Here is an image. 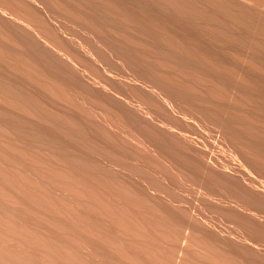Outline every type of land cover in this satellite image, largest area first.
Wrapping results in <instances>:
<instances>
[{
  "label": "bare ground",
  "instance_id": "obj_1",
  "mask_svg": "<svg viewBox=\"0 0 264 264\" xmlns=\"http://www.w3.org/2000/svg\"><path fill=\"white\" fill-rule=\"evenodd\" d=\"M0 264H264V0H0Z\"/></svg>",
  "mask_w": 264,
  "mask_h": 264
}]
</instances>
